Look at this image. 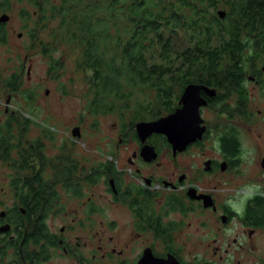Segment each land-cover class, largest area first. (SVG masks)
<instances>
[{
  "label": "flooded vegetation",
  "instance_id": "1",
  "mask_svg": "<svg viewBox=\"0 0 264 264\" xmlns=\"http://www.w3.org/2000/svg\"><path fill=\"white\" fill-rule=\"evenodd\" d=\"M205 64L186 85L200 123L184 148L136 124L117 125L107 153L87 151L80 126L73 142L47 141L51 129L18 141L0 189V264H264V188L243 186L264 174V56Z\"/></svg>",
  "mask_w": 264,
  "mask_h": 264
},
{
  "label": "trees",
  "instance_id": "2",
  "mask_svg": "<svg viewBox=\"0 0 264 264\" xmlns=\"http://www.w3.org/2000/svg\"><path fill=\"white\" fill-rule=\"evenodd\" d=\"M14 0H2L9 11ZM32 8L20 11L32 41L48 31L42 54L50 69L59 70L52 57L60 46L78 52L77 69L84 73L91 116L116 114L122 125L153 121L175 111L183 88L194 76L193 63L204 70L218 62L264 56V0H20ZM223 10L225 17L219 18ZM182 34L181 43H176ZM7 34H0V44ZM177 46V47H176ZM234 69V65L224 69ZM19 73L6 82L17 92ZM26 102L32 91L23 90ZM30 113V112H29ZM29 117H25L27 115ZM0 163L15 170L17 142L25 140L35 114L9 111L0 115ZM45 131H50L45 129ZM264 216V200L262 201Z\"/></svg>",
  "mask_w": 264,
  "mask_h": 264
},
{
  "label": "rangeland",
  "instance_id": "3",
  "mask_svg": "<svg viewBox=\"0 0 264 264\" xmlns=\"http://www.w3.org/2000/svg\"><path fill=\"white\" fill-rule=\"evenodd\" d=\"M10 8L4 12L9 18L5 26L7 43L0 45V115L6 111H33L29 114L36 115V125L30 126L25 140H34L42 136L40 134L42 129H51L55 137L53 139L44 137L47 141H77L79 139L71 137L70 128L80 126L83 134L81 141L86 145L87 151L96 147L107 153V146L111 145L108 142L116 139V128L121 123L116 114L98 117L88 114L86 106L89 97L86 94L85 75L75 65L78 52L60 46L56 53H52V57L59 58L61 68L52 71L49 58L42 54V44L49 41V30L40 29L38 37L42 40L41 43L32 41L27 32L32 24L34 25L35 19L26 22L20 15L22 9L31 12V6L25 2L13 1ZM181 38L182 34L176 40L177 44L180 43L178 48L183 46ZM18 73V90L10 92L6 82ZM23 90L32 91V102L25 101ZM0 119L3 117L0 116ZM70 146L75 150L81 147L80 144ZM9 172L5 164L0 163V189L3 188L4 191L6 186L3 175ZM244 184L247 190H253L258 186L259 189L264 188V174L256 172L254 179L245 180ZM239 188H243L242 184ZM261 248L260 258L264 261V239ZM231 256L234 257L233 252ZM235 259L244 260L245 256L236 255ZM241 264L247 263L242 261Z\"/></svg>",
  "mask_w": 264,
  "mask_h": 264
},
{
  "label": "water",
  "instance_id": "4",
  "mask_svg": "<svg viewBox=\"0 0 264 264\" xmlns=\"http://www.w3.org/2000/svg\"><path fill=\"white\" fill-rule=\"evenodd\" d=\"M219 18L223 19L225 16L224 11H218ZM9 20L7 15L0 17V23H6ZM197 87L188 85L183 91L180 99L182 107L176 109L173 113L161 117L154 121L139 122L136 124L135 129L139 137L142 139L152 133L164 134L168 140L177 147L184 148L186 144L192 142L198 134V124L200 123L198 114ZM47 93V92H46ZM179 145V146H178ZM145 264H179L173 259L167 260H146Z\"/></svg>",
  "mask_w": 264,
  "mask_h": 264
}]
</instances>
